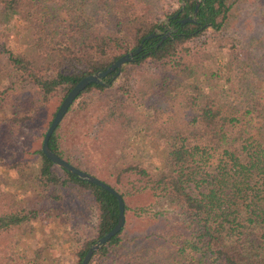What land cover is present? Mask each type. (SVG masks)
I'll return each mask as SVG.
<instances>
[{
	"label": "trees",
	"instance_id": "trees-1",
	"mask_svg": "<svg viewBox=\"0 0 264 264\" xmlns=\"http://www.w3.org/2000/svg\"><path fill=\"white\" fill-rule=\"evenodd\" d=\"M196 1L194 21L180 23L192 18ZM238 1L176 0L169 9L156 0H0V81H6L0 86V143L7 136L5 124L30 126L36 140L42 139L56 110L44 123L42 108L51 98L60 102L80 78L142 45L119 72L76 96L47 142L60 158L115 189L124 203L123 226L87 264H115L112 251L118 264H158L160 237L140 236L136 229L156 213L157 204L173 207L183 224L182 240L171 247L161 241L171 251L168 264H264V78L254 72V55L239 61L230 53L232 44L218 39ZM166 28L171 36L156 45ZM208 30L212 37L203 36ZM260 47L264 61V44ZM139 67L148 71L147 96L129 78ZM81 120H102L106 126L101 140H88L84 153L67 141ZM33 145L9 151L0 163L7 171L0 233L40 222V214L50 210L47 200L61 199L45 194L49 188L74 191L81 197L79 210L94 215L91 238L74 249L66 216L60 221L63 249L72 250L78 264L115 224L116 199L52 163L39 143ZM132 147L133 162L119 164L121 152ZM151 150L158 156L152 171L139 161ZM14 198L16 206L9 208L5 202ZM129 216L139 220L128 222ZM57 230L52 228L54 238ZM20 257L9 261L18 264ZM3 260L0 255V264Z\"/></svg>",
	"mask_w": 264,
	"mask_h": 264
},
{
	"label": "rangeland",
	"instance_id": "rangeland-1",
	"mask_svg": "<svg viewBox=\"0 0 264 264\" xmlns=\"http://www.w3.org/2000/svg\"><path fill=\"white\" fill-rule=\"evenodd\" d=\"M158 4H162L165 8H175L177 6L176 0H156ZM162 2V3H161ZM157 10V9H156ZM155 10V11H156ZM232 17L225 26V28L218 35V39L222 41L223 44H232L230 48V53L235 56L239 61L246 60L252 55L255 56L256 63L254 64V72L259 78H264V61L259 57L262 55L261 45L264 44V40H259L261 36L264 35V0H239L232 9ZM1 31V29H0ZM208 30L203 36L211 35ZM256 39H255V38ZM196 46L199 44L198 40L193 41ZM17 49H21V45L17 44ZM238 67V66H234ZM148 71L145 67H139L134 70L131 74V85L142 92H145L147 96L149 91L148 81L145 82V78ZM6 84L5 79L0 81V86ZM146 96L144 97L146 99ZM57 96L51 98L47 103V107H43V121L47 122L49 118V113L52 109L57 108L59 101ZM55 99V100H52ZM236 105L241 101H234ZM69 120V119H68ZM9 125H4V132L7 129V136L3 143H0V155L3 157L0 159V163L3 164L7 157L5 155L9 154V151L14 150H26L31 149V144L37 146L41 144V139L36 140V132L30 126H23L22 129L16 128V126L8 127ZM48 126V125H47ZM47 128V127H46ZM106 128L105 123L102 120L95 121L92 123H86L84 120L75 122L74 126L71 127L69 133L67 134V141L72 143L75 149L79 153H84V149H87L86 145L98 142L101 140L100 136L104 135V129ZM11 144V146H7ZM84 145V146H83ZM81 151V152H80ZM157 151H143L140 156V163L149 168L150 171L153 170L154 166L158 165V156H156ZM122 158L119 160L123 164L133 162V155L136 154L135 148L132 147L125 151H122ZM154 155L156 157H154ZM27 155H24V158ZM30 157V156H29ZM0 164V193L6 189V174L7 171ZM102 174V173H101ZM105 174V173H103ZM103 176V175H102ZM111 185H114L113 179L108 178ZM59 195L61 199L53 200L48 199L47 207L49 211L46 214H40L38 221H33L31 227L23 226L21 228L15 227L11 230L0 233V255L3 256L4 260L1 264H12L9 259L14 257H20L18 264H33V260L41 264L42 261L45 262H55L61 261L63 264H75L76 257L72 255V250L63 249V227H60L61 218L65 217V232L68 234L73 246L71 248H76L81 242L86 241L92 236V222L94 221V215L92 216L90 211L82 213L77 206L81 197L77 198L74 191L69 190L68 192L63 191V188H49L45 194ZM80 196V195H79ZM17 198V197H16ZM129 203V200L127 201ZM149 204L151 201L148 202ZM9 205V208H14L15 198L9 202H5ZM134 204L133 201L130 203ZM73 205V206H72ZM58 215H54V211ZM71 210V213H63V211ZM152 211L155 214H149L145 216L147 222L144 226L137 227L141 233L140 236L151 235V237H160L157 241V255L155 258L158 260V264H168L167 256L170 255L171 251L161 247V241H166L169 247L173 246V241L182 240V222L180 220V215L173 209L170 205L157 204L152 207ZM88 214V215H87ZM91 215V216H90ZM136 220L139 218L128 217V222ZM143 222V221H142ZM140 223V221L138 222ZM152 227L150 231L147 228ZM52 228L58 229L57 238L53 237ZM146 229V231H145ZM64 232V235L66 234ZM55 234V233H54ZM62 238V239H61ZM153 244H156L153 243ZM165 258V261H163ZM94 259L93 261H95ZM108 259L104 260L107 262ZM111 260L113 263L118 264L119 260L114 256V252H111ZM103 261V260H102ZM101 260L98 262H102ZM103 263V262H102Z\"/></svg>",
	"mask_w": 264,
	"mask_h": 264
},
{
	"label": "water",
	"instance_id": "water-1",
	"mask_svg": "<svg viewBox=\"0 0 264 264\" xmlns=\"http://www.w3.org/2000/svg\"><path fill=\"white\" fill-rule=\"evenodd\" d=\"M197 6L198 1L195 3V8L193 11L192 18H184L179 20L180 23L184 22H192L194 21V16L197 12ZM175 15H173L174 17ZM171 31L166 28L165 31L160 36V39L156 43V45L160 44L165 38L171 36ZM155 33H151L147 35L145 38L153 37ZM143 38L141 42L145 39ZM142 50V45H138L135 49L132 51H129L120 57H118L114 62H112L107 68L104 70H101L99 72H95L93 74L86 75L82 78H80L71 88L70 90L65 94V96L60 101L59 105L57 106L54 115L52 119L50 120V123L48 124L47 128L45 129V132L41 139L40 144V150L42 154L49 159L52 163L64 168L66 171H68L70 174L74 175L79 180L86 181L91 184H95L99 186L100 188L106 190L110 194H112L117 203V220L115 224L102 236L97 238L94 242H92L89 247L87 248L85 254L83 255L81 261L78 264H87L89 259L91 258L93 252L97 249H99L102 245H104L113 235H115L123 226L124 223V203L122 200V197L120 194L113 189L111 186L103 182L102 180L98 179L97 177L88 174L84 172L83 170H80L67 162L66 160L60 158L57 154H55L49 147H48V139L53 132V130L57 127L61 119L63 118L64 114L66 113L69 106L72 104L73 100L76 98V96L90 83H100L101 79L104 78L107 74L110 72L116 70V72H119L121 65H123L126 62H129L136 58L137 54L140 53Z\"/></svg>",
	"mask_w": 264,
	"mask_h": 264
}]
</instances>
